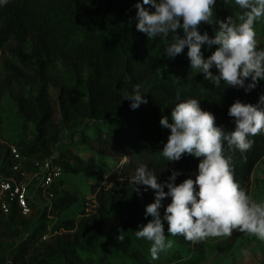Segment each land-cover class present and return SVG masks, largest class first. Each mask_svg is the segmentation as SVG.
I'll return each mask as SVG.
<instances>
[{"label": "trees", "instance_id": "1", "mask_svg": "<svg viewBox=\"0 0 264 264\" xmlns=\"http://www.w3.org/2000/svg\"><path fill=\"white\" fill-rule=\"evenodd\" d=\"M137 2L142 0H9L0 6V50L9 48L27 64L33 71V81L57 88L55 95L41 85L34 96H13L17 113L34 125L31 139L13 143L26 160L24 168L31 169V158L51 154L50 146L58 141L61 126L77 118L82 120L73 128L69 147L52 158L62 175L48 187L50 201L39 207L29 202L28 217L14 205L9 213L0 212V232L10 230L19 237L17 244L0 256V264H179L190 244L201 247L200 242L192 243L182 236H167L164 222L166 238L174 243L153 260L150 242L136 239L134 231L151 219L145 218L144 211L154 201V191L142 190L139 198L138 186L127 182L114 193L106 190L101 185L103 172L97 155L105 149L127 155L131 161L154 170L158 182L166 180L172 170L182 173L177 183L189 176L195 179L198 158L183 155L178 162H167L159 153L170 134L159 120L170 116L177 103L176 94L181 100L198 99L202 110L214 115L216 125L229 132L234 130L233 118L227 115L229 106L237 99L256 104L264 93V81L245 93L242 88L223 83L221 88H213L202 73L177 80L160 78L161 69L189 62L187 48L169 59L159 38L148 40L137 31ZM214 14L222 20L238 15V9L217 0ZM199 28L201 33L213 35L211 25L201 23ZM255 31L258 48H264V23L258 21ZM216 47L202 46L204 57ZM58 58L71 72L72 82L64 81L54 71ZM210 71L215 73V69ZM136 84L148 102L132 110L129 101L120 100L122 91ZM252 140V147L244 154L225 149L232 158L235 180L247 191L251 171L264 156V135ZM9 166L8 148L0 147V172H9ZM88 180L92 183L85 187ZM96 187L100 188L95 194L94 212L78 218L69 216L71 206L82 194L92 193ZM169 202L170 198L162 201L161 216ZM107 220L113 224L102 228ZM60 228L64 231L52 234ZM46 233L50 235L43 240Z\"/></svg>", "mask_w": 264, "mask_h": 264}, {"label": "clouds", "instance_id": "2", "mask_svg": "<svg viewBox=\"0 0 264 264\" xmlns=\"http://www.w3.org/2000/svg\"><path fill=\"white\" fill-rule=\"evenodd\" d=\"M8 2L0 0V6ZM216 3L217 0H142L134 5L135 27L148 40L159 38L169 59L187 48L190 69L202 73L213 88L219 89L223 83L247 93L264 81V48H258L255 31L256 23L264 20V0H222L225 7L235 5L238 9V15L222 20L214 14ZM201 23L212 26V36L207 31L201 33ZM202 46L217 47L205 58ZM123 100L130 102L132 110L148 102L139 84L131 90L124 89L120 102ZM176 101L170 116L159 120L162 128L170 130L159 153L167 162H178L183 155L198 158L195 179L189 176L177 183L182 173L172 170L166 180L158 182V174L147 165L135 168L130 182L154 191V201L144 211L145 218L151 219L138 225L136 239L150 242L153 260L174 243L166 238L164 222L167 236H182L192 243L230 236L233 231L264 241V199L254 200L235 180L231 155L225 154V149L244 154L252 147V137L264 135V93L256 104L237 99L229 106L227 115L234 123V130L229 132L216 125L214 115L202 110L198 99L181 100L177 93ZM165 198L170 202L161 216L159 210Z\"/></svg>", "mask_w": 264, "mask_h": 264}, {"label": "rangeland", "instance_id": "3", "mask_svg": "<svg viewBox=\"0 0 264 264\" xmlns=\"http://www.w3.org/2000/svg\"><path fill=\"white\" fill-rule=\"evenodd\" d=\"M260 22L264 23V20ZM53 69L64 81L72 82L74 80L68 67L61 59L58 58L54 62ZM12 70H15L16 74ZM32 74L33 71L28 65L14 56L9 48L0 50V147H4V149L20 139L29 140L34 134V125L17 113L13 96L18 93L34 96L38 93L41 85L45 86L53 95L57 92V88L51 83L33 81ZM193 74L195 72L190 69L189 62L184 65H171L159 71L160 78H171L174 80L189 77ZM81 124L82 120L77 118L61 126L58 131V141L50 146L51 154L48 157H53L58 152L68 148L73 128H77ZM34 158L42 159L45 157ZM97 163L103 172L101 185L106 190L111 191V193L116 192L124 182L131 183L130 177L133 175L135 168L140 165L135 161H131L127 155L111 149H105L104 153L98 154ZM91 183L88 180L85 182V187L87 185L90 186ZM36 184H38L37 179L31 181V187ZM131 184L138 186L139 198L143 195L141 193L142 190H151H145L146 186L143 185ZM99 188H93L92 193L82 194L79 201L71 206V212L68 215L78 218L83 213H93L96 205L95 194ZM248 192L254 200L264 199V156L254 165L251 171L248 181ZM33 199L36 201L37 198L34 197ZM48 200V197L39 196L38 202L30 201L35 207H39L44 201ZM34 211L35 209L33 213ZM33 213L30 216V220L33 217ZM26 216L28 217L29 214ZM14 223L12 222V226L15 225ZM112 224V220H107L101 226L102 228H109ZM18 240L19 237L14 232L10 230L1 231L0 256L8 253L17 244ZM200 246V248H195L190 244L187 250L182 253V260L179 264H264V241L253 235H245L233 231L230 236L207 238L204 241H200Z\"/></svg>", "mask_w": 264, "mask_h": 264}, {"label": "built area", "instance_id": "4", "mask_svg": "<svg viewBox=\"0 0 264 264\" xmlns=\"http://www.w3.org/2000/svg\"><path fill=\"white\" fill-rule=\"evenodd\" d=\"M7 148L10 166L9 172H0V212L7 214L11 205H14L21 215L26 216L31 212L29 202H38L39 196L50 199L51 194L47 193L48 187L61 177L62 170L53 161V157L31 158L29 160L31 169L26 170L24 168L25 158L21 156L16 146L10 144ZM34 179L38 180V184L31 187V181ZM34 197L37 198L36 201L33 199ZM61 231L64 230L60 228L52 234L60 233ZM49 235L48 233L44 234L42 239L48 238Z\"/></svg>", "mask_w": 264, "mask_h": 264}]
</instances>
